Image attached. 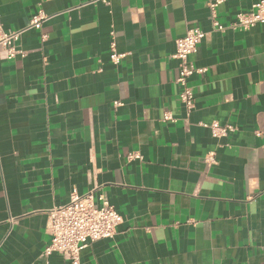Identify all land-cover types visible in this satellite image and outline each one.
Here are the masks:
<instances>
[{
	"label": "crops",
	"instance_id": "1",
	"mask_svg": "<svg viewBox=\"0 0 264 264\" xmlns=\"http://www.w3.org/2000/svg\"><path fill=\"white\" fill-rule=\"evenodd\" d=\"M257 1L224 0L218 22ZM208 2L0 0L5 30L48 16L25 57L0 52V264H67L43 256L47 212L92 189L122 224L81 264H264V24L216 32ZM192 28L187 111L172 56ZM211 122L235 131L221 144Z\"/></svg>",
	"mask_w": 264,
	"mask_h": 264
},
{
	"label": "built area",
	"instance_id": "2",
	"mask_svg": "<svg viewBox=\"0 0 264 264\" xmlns=\"http://www.w3.org/2000/svg\"><path fill=\"white\" fill-rule=\"evenodd\" d=\"M95 2L109 5V0H95ZM223 2L224 0H209L207 4L212 30L216 32H224L227 29L246 31L256 25L264 24V0L257 1L246 12L236 14L235 20L227 25L217 20V10ZM47 19L48 16L40 9L29 20L24 30H5L0 23V52L3 53L4 58L13 60L17 57H25L26 53L20 46L23 32L39 27ZM203 37V32L192 28L175 41L172 57L178 62V75L175 79L179 89L177 98L187 111L192 109L194 101L189 78L205 71L198 69L192 59ZM124 57L125 54L117 53L114 45H111L110 60L114 64H119ZM164 119L170 118L165 115ZM203 127L221 144L229 134L235 131V127L228 123L211 122L203 124ZM10 222L13 223L11 220ZM121 224V216L102 194L95 196V189L82 195L73 190L64 205L53 207L47 212L46 233L49 242L43 256L47 258L56 255L67 264H81V252L93 242L113 239Z\"/></svg>",
	"mask_w": 264,
	"mask_h": 264
}]
</instances>
